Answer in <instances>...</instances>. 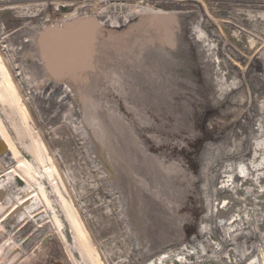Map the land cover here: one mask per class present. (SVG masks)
I'll return each mask as SVG.
<instances>
[{"label":"bare ground","instance_id":"bare-ground-1","mask_svg":"<svg viewBox=\"0 0 264 264\" xmlns=\"http://www.w3.org/2000/svg\"><path fill=\"white\" fill-rule=\"evenodd\" d=\"M9 1L18 2V5L8 8L11 12L8 18L15 24V37L25 34L24 38L21 35L23 44L28 45L30 42L27 35L29 29L40 30L46 23L54 21L49 15L40 21H33L45 5H22L24 0ZM172 1L186 2L187 5L174 6ZM105 2L110 7L108 10H130L128 3H134L137 10L131 9L118 16H106L101 11L72 14L69 11L71 4L56 3L53 8L54 11L59 6L69 8L67 12H63L66 15L59 22L82 16L104 15L107 22L116 23L117 18L118 21H123L141 13L194 14L203 5L201 0ZM207 2L214 15L211 10L205 12L208 19L204 21L190 15L196 27L191 26L188 33L195 41V46H201L200 52L205 53H202V64L215 67L213 80H209L216 86L220 85L215 96L228 103L223 93H229L230 87H237L238 76L245 79V73L255 67L253 76L259 75L264 80V0ZM224 4L228 5L226 9L229 8V16L218 20ZM236 24L241 27L237 29ZM220 26L229 36L224 32L220 35V31L216 30ZM183 45L184 43L180 44L181 47ZM206 48L209 51L210 48L224 51L227 58H213ZM19 49L15 55L19 52L22 54L23 50ZM28 56L25 52V61ZM239 60L246 62V69L239 67ZM3 63L0 60V142L6 148L0 153V167L14 162L17 164L15 170L0 176V230L4 229L0 231V238L7 232L17 243L21 240L24 246H28L29 239L46 236L64 249L67 264H264V100L253 101L256 118L247 126L250 135L248 154L238 165L235 164L236 160L226 162L228 166L232 164L228 171L216 167L220 171L218 177L215 174L209 176V186L205 193L207 195L204 196L208 202L204 210L205 227L196 231L200 241L197 243L195 239L193 243L184 241L159 246L158 251L153 252V249L139 246L140 240L137 236L134 238L133 235L136 234L131 228L133 219L129 214L130 202L118 182H112L111 172L107 170L104 160H100L102 156L95 151L91 131L83 117L81 118L69 90L51 83L40 68L38 60L34 62L40 68L38 77L41 81L38 80L37 89L27 86L26 77L22 73L5 72ZM230 72L234 73L233 77ZM227 78L232 81L226 82ZM159 81L160 79L157 83ZM172 86V83H168L165 88ZM145 87L142 88L144 93ZM169 90H160L163 96L158 101L163 106H169L170 96L174 101L177 98H174L172 89ZM20 93H23V103L19 101V96H22ZM149 100L155 105V109H162L163 106L153 101L152 97ZM176 102L179 103L178 98ZM227 105L224 104L225 107ZM170 111L169 108L168 112ZM30 115L50 120L52 125H47L48 135L44 141L46 146L34 133L28 119ZM154 116H158L156 111ZM136 119L144 125V130L154 129L152 122L147 123L143 115L140 114ZM46 147L56 169H41L40 158H49L45 152ZM216 166L223 168L224 163ZM87 167L95 175L93 178H97L95 183L94 179L91 181L92 177L89 180ZM124 168L127 171V167ZM124 173L126 174L125 171ZM19 179L23 182L22 185L18 183ZM68 197L72 199L73 210L68 205ZM123 234L131 238L129 250L116 256L119 252L110 245L115 241L119 243ZM139 247L141 252L133 254V248ZM2 251L4 247L0 246V253ZM95 252L101 258V263L94 258L97 257Z\"/></svg>","mask_w":264,"mask_h":264},{"label":"rangeland","instance_id":"rangeland-1","mask_svg":"<svg viewBox=\"0 0 264 264\" xmlns=\"http://www.w3.org/2000/svg\"><path fill=\"white\" fill-rule=\"evenodd\" d=\"M105 1L24 0L22 5H45V8L35 16L33 21H40L48 15L54 21L61 20L66 13L61 12L59 7L54 11L53 7L56 3L71 4L72 7L68 10L72 14L77 12L98 13L101 11L106 16H118L126 14L131 9L137 10L134 3L127 4H130V10L129 8H125V11L108 10L110 7L109 5L106 6ZM201 1L203 3L201 10L198 9L193 18H201L200 20L204 21L207 18L205 12L211 10L212 15H214V11L210 8L208 0ZM172 3L179 7L187 5L186 2L172 1ZM110 4L113 3L110 2ZM14 5H18V2L0 0V60L4 62L3 69L5 72L22 73L26 77L27 86L31 89H37L39 88L38 80L41 81L38 77L40 68L37 64L35 65L37 57L28 45L22 43L21 35L24 38V33L15 37V24L13 20L8 18L11 14L8 8ZM226 7L228 5L221 6L218 20H223L229 16V8L226 9ZM4 9L7 13L2 12ZM182 14L192 15L189 12ZM236 26L237 29L241 27L238 24ZM216 30L220 31V35L222 32L228 35L222 26L216 27ZM182 32H184L182 42L187 47H180L182 52L184 51L186 54L185 64L181 66V74L186 76L188 73L186 67L193 68L194 71L188 74L190 77L187 80L176 81L173 84L174 87H170L169 91L172 89V94L174 91L176 92L173 96L179 99V103L176 102L177 98L174 101L173 97L170 96L169 106L168 104L163 106L158 101L163 96L160 90L154 92L153 96L149 90L145 93L142 92L141 82L138 84L129 83L130 87L127 91L122 92L121 96L116 94L115 99L108 98L107 102L103 104L104 112L108 114V122L110 118V124L113 125L110 128L114 132V138H111L104 145L102 144L104 146L103 151L98 146L95 147L99 156L103 155L100 160H104L107 170L111 172L112 182H118L122 191L125 192L124 196L130 202L129 214L133 219L131 228L136 234L133 235L134 238L137 236L140 240H138L141 242L139 246L153 249V252L158 251L159 246L164 247L184 241L193 243L195 239L197 243L200 241L197 239L200 237L196 235V231L205 227L206 212L204 210L208 202L205 201L204 196L207 195L205 193L209 186V176L215 174V177H218L219 170L228 171L231 167L232 164L230 163L228 166L225 164L226 162L236 160L235 164L238 165L244 159L243 157L248 154L247 143L250 135L247 126L251 122L253 123L254 117L256 118L253 101L264 100V80L259 75L253 76L252 71L255 67L245 73V79L238 76L237 83L235 82L237 87H230L229 93H223L228 103L216 97L214 93H217V90L219 92L220 85L216 86L209 82V80H213L215 67L202 64V53L204 55L205 53L204 51L200 52V45L195 46L193 43L188 33L189 28L184 26ZM18 49L23 50V52L15 55ZM25 52L29 54L27 61H25ZM208 53L213 58L221 60L227 58L225 52L219 51V49L210 48ZM212 64L214 63L212 62ZM238 65L242 70L247 68V64L243 60H239ZM230 74L233 77L234 73L230 72ZM231 81L232 79H229L226 82ZM132 90V94H129ZM20 95L22 96H19V101L23 103V93ZM146 95L147 97L143 98ZM149 95L153 101H157L163 106H160L161 110L155 109V105L148 99ZM117 97L118 99H116ZM224 104L228 105L225 107ZM169 108L170 112H168ZM226 108L227 110H225ZM155 111L158 116H154ZM140 114L146 117L147 123L152 122L154 129L144 130V125L136 119L140 117ZM51 115H53L52 112ZM28 119L34 133L40 142L46 146L44 141L48 135L47 125H52L50 120H43L31 115ZM226 125L229 127L226 128ZM45 152L49 158H45V160L40 158L42 160L41 169L52 170L53 167L56 169L47 147ZM223 163V168L216 166L217 164L223 165ZM16 164L14 162L0 167V176L15 170ZM125 166L128 172L125 170ZM86 169L89 173V180L92 177L91 181L93 182L94 179L95 183L97 178H93L94 174L89 167ZM72 176H75L73 172ZM69 197L67 202L73 210L75 208H73L72 199ZM0 225H2L1 221ZM2 230L4 229L0 231ZM126 237L123 234L119 243L115 241L114 244L113 241L109 240L113 244L110 245L111 248L119 252L116 256L129 250L131 238ZM29 240L28 246H24L23 241L20 240L17 243L10 234L4 233L0 238V246L4 247V251L0 253V264L68 263L64 249L55 240H50L46 236ZM135 249L133 248V254L141 252L140 247ZM94 255H97L94 257L96 261L101 263L98 254L95 252Z\"/></svg>","mask_w":264,"mask_h":264},{"label":"water","instance_id":"water-1","mask_svg":"<svg viewBox=\"0 0 264 264\" xmlns=\"http://www.w3.org/2000/svg\"><path fill=\"white\" fill-rule=\"evenodd\" d=\"M60 10L67 12L68 8L62 6ZM184 26L189 30L196 27L192 16L141 13L116 23L82 16L48 22L40 30L29 29L28 46L46 78L69 90L95 145L103 151L102 144L114 138L103 106L108 98L121 96L133 82H141L142 88L146 86V92L154 96V92L169 90L165 88L168 83L187 80L193 73V68L186 67V76L181 74L186 56L180 49ZM5 148L0 142V153ZM18 183L23 184L20 179Z\"/></svg>","mask_w":264,"mask_h":264},{"label":"built area","instance_id":"built-area-1","mask_svg":"<svg viewBox=\"0 0 264 264\" xmlns=\"http://www.w3.org/2000/svg\"><path fill=\"white\" fill-rule=\"evenodd\" d=\"M59 8H61V6H59Z\"/></svg>","mask_w":264,"mask_h":264},{"label":"flooded vegetation","instance_id":"flooded-vegetation-1","mask_svg":"<svg viewBox=\"0 0 264 264\" xmlns=\"http://www.w3.org/2000/svg\"><path fill=\"white\" fill-rule=\"evenodd\" d=\"M194 16V14H192Z\"/></svg>","mask_w":264,"mask_h":264}]
</instances>
